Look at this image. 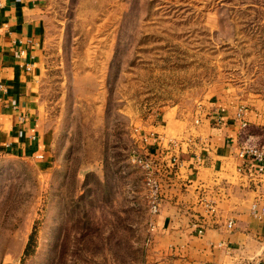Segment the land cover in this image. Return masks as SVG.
<instances>
[{
    "label": "rangeland",
    "instance_id": "obj_1",
    "mask_svg": "<svg viewBox=\"0 0 264 264\" xmlns=\"http://www.w3.org/2000/svg\"><path fill=\"white\" fill-rule=\"evenodd\" d=\"M43 6L40 91L55 158L0 166V264H152L134 154L151 148L145 129L161 112L262 89L264 0Z\"/></svg>",
    "mask_w": 264,
    "mask_h": 264
},
{
    "label": "crops",
    "instance_id": "obj_2",
    "mask_svg": "<svg viewBox=\"0 0 264 264\" xmlns=\"http://www.w3.org/2000/svg\"><path fill=\"white\" fill-rule=\"evenodd\" d=\"M44 27L43 0H0V166L16 159L46 167L55 158L40 91ZM262 85L243 95L220 90L188 114L165 110L145 129L158 138L148 150L161 195L150 263L264 264V217L253 213L264 208V163L259 172L239 157L246 146L264 150Z\"/></svg>",
    "mask_w": 264,
    "mask_h": 264
},
{
    "label": "built area",
    "instance_id": "obj_3",
    "mask_svg": "<svg viewBox=\"0 0 264 264\" xmlns=\"http://www.w3.org/2000/svg\"><path fill=\"white\" fill-rule=\"evenodd\" d=\"M237 118H241V113L239 112L237 114ZM242 120V118H241ZM246 126V123L243 122L241 123V127L244 128ZM152 137V134H151ZM143 143L146 144L149 140L148 137H143ZM154 141H158V138H153ZM174 140H169L168 141V147L169 148H174ZM156 156H153L150 154L148 148H141L138 150L137 153L134 154L133 160L136 163V165L143 171L144 176H145V182L146 186L148 188V198H149V210L152 215H155L158 213L160 204H161V195H160V188H159V183L157 180V169H158V161L155 159ZM239 157L247 160L248 162H251L255 165L258 166L257 170L259 172L263 171V163H264V150L260 147L256 146H246L242 148L239 152ZM171 165L176 164V158L172 157L171 158ZM210 211L211 208H209ZM253 213L258 217L262 218L264 217V208L260 211L257 212L255 210V206H253ZM228 228L232 227V224L229 223L227 225ZM202 230H198V234H200Z\"/></svg>",
    "mask_w": 264,
    "mask_h": 264
}]
</instances>
